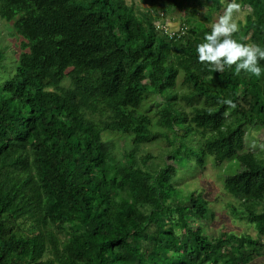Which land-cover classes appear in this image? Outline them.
Masks as SVG:
<instances>
[{
  "label": "trees",
  "instance_id": "obj_1",
  "mask_svg": "<svg viewBox=\"0 0 264 264\" xmlns=\"http://www.w3.org/2000/svg\"><path fill=\"white\" fill-rule=\"evenodd\" d=\"M236 3L244 21L232 37L264 47V0ZM226 7L0 0L18 46L0 81V264H264L254 262L264 252V156L244 149L248 129L264 128V59L251 82L196 53ZM3 58L0 49V67ZM157 139L164 159L138 164L131 146ZM208 160L226 162L224 188L237 198L229 211L255 236L206 233L204 190L176 175Z\"/></svg>",
  "mask_w": 264,
  "mask_h": 264
},
{
  "label": "rangeland",
  "instance_id": "obj_2",
  "mask_svg": "<svg viewBox=\"0 0 264 264\" xmlns=\"http://www.w3.org/2000/svg\"><path fill=\"white\" fill-rule=\"evenodd\" d=\"M129 4L138 5L140 0H126ZM227 5L229 0H223ZM163 16V17H162ZM175 18V17H173ZM219 17L215 15V20ZM164 21L167 24L168 30H176L177 25L173 21L172 17L161 14L158 22ZM232 21L238 24V21H244V13L238 8L232 12ZM8 31H11V26L6 21L0 19V49H2L4 58L2 63L4 66L0 67V81L11 75L13 72V65L16 61V55L18 52V46L15 44V39L9 35ZM194 63V62H193ZM195 66L199 67V63L195 62ZM201 69V67H199ZM257 76L251 75L250 81L254 82ZM150 84H156L155 78L151 76L148 79ZM244 149L249 152H254L259 156H264V128L257 127L248 129L247 136H245ZM114 141L120 147H116V150L121 152V145L125 140H121L119 137L114 138ZM132 145V144H131ZM168 144L162 139H157L155 142H149L144 145H132L131 148L136 154V162L144 167L156 166V163L161 162L166 155V148ZM130 146L127 145V148ZM149 154L150 157L144 159V155ZM185 165V164H184ZM226 162L221 166H215L210 160L201 167H195L193 173L181 169L176 175L177 185L187 186L189 189L204 190L205 198L209 201V206L213 209V214L207 222L203 221L202 225L205 228L206 233L211 236H216L221 230H233L236 233L246 232L255 236L256 231L253 224L248 223L244 219H238L235 221L230 213L229 203H237V198L229 194L223 184V171L226 170ZM235 169L228 170V174L234 172ZM194 225L199 223L200 219L197 214H194ZM264 226V223H263ZM264 261V252L254 262Z\"/></svg>",
  "mask_w": 264,
  "mask_h": 264
},
{
  "label": "clouds",
  "instance_id": "obj_3",
  "mask_svg": "<svg viewBox=\"0 0 264 264\" xmlns=\"http://www.w3.org/2000/svg\"><path fill=\"white\" fill-rule=\"evenodd\" d=\"M238 8L236 0H229L224 14L213 23L211 31L204 34L203 41L197 44V59L208 62L214 70L235 65L237 72L244 70L259 77L262 72L259 60L264 59V47L242 43L232 37V33L238 30V24L232 21V12Z\"/></svg>",
  "mask_w": 264,
  "mask_h": 264
}]
</instances>
